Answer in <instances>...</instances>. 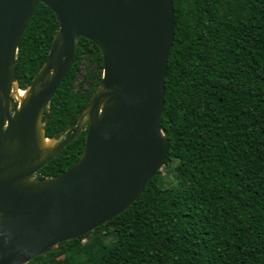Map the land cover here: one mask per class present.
I'll use <instances>...</instances> for the list:
<instances>
[{
	"label": "trees",
	"instance_id": "trees-1",
	"mask_svg": "<svg viewBox=\"0 0 264 264\" xmlns=\"http://www.w3.org/2000/svg\"><path fill=\"white\" fill-rule=\"evenodd\" d=\"M171 1L159 127L174 182L155 171L120 213L24 264H264V0ZM57 27L38 2L17 44L19 88L42 65ZM101 70L97 47L78 37L48 102L45 137L66 128ZM83 143L84 131L34 177L68 169ZM88 235L91 246L78 247Z\"/></svg>",
	"mask_w": 264,
	"mask_h": 264
},
{
	"label": "water",
	"instance_id": "water-1",
	"mask_svg": "<svg viewBox=\"0 0 264 264\" xmlns=\"http://www.w3.org/2000/svg\"><path fill=\"white\" fill-rule=\"evenodd\" d=\"M38 2L58 27L26 95L16 101L17 44ZM172 36L171 0H0V264H24L94 229L125 209L160 169ZM78 37L99 50L101 79L66 128L45 137L48 102ZM82 131V150L68 169L34 177Z\"/></svg>",
	"mask_w": 264,
	"mask_h": 264
},
{
	"label": "rangeland",
	"instance_id": "rangeland-1",
	"mask_svg": "<svg viewBox=\"0 0 264 264\" xmlns=\"http://www.w3.org/2000/svg\"><path fill=\"white\" fill-rule=\"evenodd\" d=\"M12 94H14V93L11 91V95ZM24 95H26V92L24 93ZM23 96H20L18 98L14 97V98H15L16 101H19V99L21 97H23ZM159 171H160L161 176L163 178L164 184H172L174 182V180H173V173H172V163L162 164L160 166ZM110 239H111L110 236L104 237V240H110ZM77 245H78V247L83 248V249L90 247L91 246L90 235L80 238L77 241ZM59 258H61V257H59Z\"/></svg>",
	"mask_w": 264,
	"mask_h": 264
},
{
	"label": "bare ground",
	"instance_id": "bare-ground-1",
	"mask_svg": "<svg viewBox=\"0 0 264 264\" xmlns=\"http://www.w3.org/2000/svg\"><path fill=\"white\" fill-rule=\"evenodd\" d=\"M25 91L26 90H24V89H19V88L15 87V85L13 84L12 85V92L14 94H12L11 96H12L13 99H15L14 97L18 98L20 96H23ZM44 142H45V144H49V143H51V140L45 139Z\"/></svg>",
	"mask_w": 264,
	"mask_h": 264
}]
</instances>
